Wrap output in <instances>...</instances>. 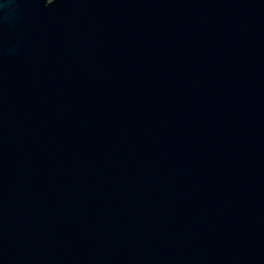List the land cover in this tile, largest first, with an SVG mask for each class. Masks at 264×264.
Instances as JSON below:
<instances>
[{
    "label": "water",
    "instance_id": "95a60500",
    "mask_svg": "<svg viewBox=\"0 0 264 264\" xmlns=\"http://www.w3.org/2000/svg\"><path fill=\"white\" fill-rule=\"evenodd\" d=\"M0 264H264V0H0Z\"/></svg>",
    "mask_w": 264,
    "mask_h": 264
},
{
    "label": "snow or ice",
    "instance_id": "6c2138e0",
    "mask_svg": "<svg viewBox=\"0 0 264 264\" xmlns=\"http://www.w3.org/2000/svg\"><path fill=\"white\" fill-rule=\"evenodd\" d=\"M47 6V4H45Z\"/></svg>",
    "mask_w": 264,
    "mask_h": 264
}]
</instances>
